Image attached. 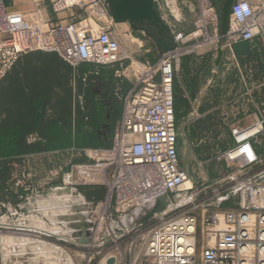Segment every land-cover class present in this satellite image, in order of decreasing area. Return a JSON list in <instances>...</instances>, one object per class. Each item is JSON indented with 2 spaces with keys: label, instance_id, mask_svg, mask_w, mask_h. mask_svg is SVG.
Wrapping results in <instances>:
<instances>
[{
  "label": "built area",
  "instance_id": "1",
  "mask_svg": "<svg viewBox=\"0 0 264 264\" xmlns=\"http://www.w3.org/2000/svg\"><path fill=\"white\" fill-rule=\"evenodd\" d=\"M167 1L153 3L157 8ZM181 1L196 3L194 30L174 33L175 47L150 62L134 59L122 48L125 31L111 18L105 0L55 1V12L76 8L79 13L65 25L47 24L45 33L30 26L21 14L8 13L0 0V34H7L0 48V77L30 50L56 53L72 69L84 64L110 68L119 82L126 78L127 68L135 74L110 147L57 152L67 158L60 183L50 192L38 188L21 196L27 203L33 201L28 210L31 224L41 216L50 230L67 233L70 229L71 242L81 251V264H107L109 259L113 264H264V171L244 180L239 208L208 216V237L214 242L199 257L196 220L190 214L176 215L173 204L174 194L192 190L184 187L189 179L177 152L175 69L182 58L199 54L210 43H217L215 50L231 51L236 43L264 36V0H235L224 36L219 5L211 0ZM263 125L264 121L256 120L231 127V144L218 160L240 169L262 165L253 141L263 133ZM81 187L102 188L104 198L86 201ZM163 196L169 202L166 210L140 223ZM83 222L88 225V244L79 245Z\"/></svg>",
  "mask_w": 264,
  "mask_h": 264
},
{
  "label": "crops",
  "instance_id": "2",
  "mask_svg": "<svg viewBox=\"0 0 264 264\" xmlns=\"http://www.w3.org/2000/svg\"><path fill=\"white\" fill-rule=\"evenodd\" d=\"M55 1L57 0H2L8 13L21 14L30 26H37L41 33L46 32L47 24L65 25L79 13L76 8L55 12L52 7ZM157 9L172 34H187L194 30L198 12L194 4L181 0H175V3L167 1ZM119 24L125 31L121 37V45L130 57L150 62L158 59L160 53L150 47L140 32H132L129 26L123 28L126 23ZM5 38L7 34H0V48ZM219 51L204 47L199 54L182 58L175 69L173 109L177 150L179 140H182L186 141V149L191 152H223L231 144V127L246 126L256 120L264 121L260 112V102H264V36L236 43L231 51L223 50L221 55ZM128 63L129 61L125 62L127 65ZM80 67L69 69L67 63L56 53L30 50L0 77V92L12 93L10 104L1 103L0 100V133L12 136L3 138L0 150L19 152L13 157L0 158L1 227L30 228V203L25 208L22 204H17L18 200L22 199L24 193L30 194L33 188L60 183L61 170L67 163V158L57 152L67 149L47 147L44 138L47 133H51L54 122L60 129L61 121L67 119L66 110L62 111L59 107L58 111L53 112L52 104H66L68 85L75 83L82 74L84 80L87 75H95V71H98L100 79L96 77L92 80V84L99 88L97 92L94 91L93 99L98 111L109 112V119L106 121L105 115L101 128L97 130V147H110L112 143L108 122L116 106L121 107L122 115L123 100L133 89L135 74L127 68L126 78L119 82L110 68H96L91 64ZM76 92L74 84L73 95ZM78 100L81 101L80 97L75 96L71 101L73 119L76 118L75 103ZM33 103L40 104L38 110H41L38 113L35 112ZM120 119L121 117L118 125ZM106 123L109 125V132L104 139L98 132ZM74 133L76 132L73 131ZM253 145L260 163H263L264 131L253 141ZM21 207L27 209L22 216L17 212ZM18 216L27 220V224L17 221Z\"/></svg>",
  "mask_w": 264,
  "mask_h": 264
},
{
  "label": "rangeland",
  "instance_id": "3",
  "mask_svg": "<svg viewBox=\"0 0 264 264\" xmlns=\"http://www.w3.org/2000/svg\"><path fill=\"white\" fill-rule=\"evenodd\" d=\"M211 1L219 5V1ZM168 2L175 3V0H168ZM194 5L196 6V3ZM127 26L128 24H124L123 28H127ZM206 48L215 49L218 48V45L217 43H210ZM74 84L76 89L79 84L78 78L75 83L71 82L68 88L72 89V85ZM92 89L95 92L99 90L95 84L92 85ZM2 94L0 93V100H2L1 103H4L6 97ZM109 95L114 97L111 93ZM69 101L68 105L65 103L52 104V111H58L59 107L62 108V111L65 110L64 107H67L68 110ZM114 101L118 102L117 100ZM260 112L264 117V102L262 101L260 102ZM103 114L104 116L106 115V110ZM120 117L121 107L116 106L111 114L112 121L109 120L108 122L115 130ZM114 132L110 138H113ZM177 152L180 168L190 180L189 182L192 183V190L187 194H174L173 204L177 208L175 211L176 215L190 214L196 220L195 254L199 257L204 247L212 245L214 242L212 236L208 237L210 230L207 223L208 216L211 213L232 211L239 208L242 200L241 187L244 180L253 179L261 175V172L264 171V161L260 166L240 169L234 164L226 165L223 161L218 160V156L222 152L216 154L205 151L191 152L186 149V141L182 140H179ZM207 175H209V178H206ZM42 187L43 192H50L49 189L53 186ZM35 189H38V187L33 188V191ZM104 195L105 192L103 198ZM36 200L40 201L41 199ZM90 200L86 199V201ZM18 201L17 204H22L25 208H28L27 205L29 203L27 204V200L22 198ZM29 201L33 202L32 200ZM31 203L29 206H31ZM26 210L20 209L17 212L22 216ZM21 216H18L17 221L27 224V220H24ZM44 222V218L37 216L36 223L34 225L30 224V227L33 228L31 230L22 227L19 230L10 229V227L4 228L0 224V238L4 240L0 246V264H81V251L75 244H72L71 237L69 236L71 233L70 229L67 230V233L56 232L46 227V224H43ZM18 238L23 241H19ZM59 238H61V241H56Z\"/></svg>",
  "mask_w": 264,
  "mask_h": 264
},
{
  "label": "water",
  "instance_id": "4",
  "mask_svg": "<svg viewBox=\"0 0 264 264\" xmlns=\"http://www.w3.org/2000/svg\"><path fill=\"white\" fill-rule=\"evenodd\" d=\"M108 12L115 23L128 24L132 32L144 33L143 39L149 43L153 50H157L160 54L170 51L175 47L173 34L168 26L162 20L158 9L153 3V0H105ZM235 0H222L219 3L220 21L219 28L222 36L226 35L229 29L230 15L232 6ZM221 55V51H219ZM109 112L106 113L105 120L108 121ZM109 132V125H103V129L98 132V135L106 139ZM169 202L166 197H160L155 205L146 212V215L140 218V223L149 221L154 214L162 213L168 207ZM88 225L83 222L80 226L79 245L88 244L89 232ZM0 238V246L3 243ZM107 264H113V259H109Z\"/></svg>",
  "mask_w": 264,
  "mask_h": 264
},
{
  "label": "trees",
  "instance_id": "5",
  "mask_svg": "<svg viewBox=\"0 0 264 264\" xmlns=\"http://www.w3.org/2000/svg\"><path fill=\"white\" fill-rule=\"evenodd\" d=\"M220 1V0H217ZM68 65V64H67ZM69 66V65H68ZM82 68L84 67L81 66ZM80 67V68H81ZM12 69V68H11ZM70 69V66H69ZM97 71V70H96ZM95 71V75H87L86 78L83 79V74L78 77L79 84L77 85V94L73 95L72 89H69L67 87V105L68 100L69 106L68 110L67 107H65L67 119L65 121H61L62 127L59 129L57 126L58 124L54 122L52 124L51 133H47L45 136V142L46 146L50 147L52 149H68L70 147H97L99 144L97 143V130L101 128L103 122H104V114L103 112L98 111L96 107V103L94 101V91L92 89V80L94 78H99L98 71ZM85 73V72H84ZM102 81V80H101ZM69 89V90H68ZM3 93L2 95H5L6 100L4 104H10V99H12V93L8 92H0ZM75 96L80 97L81 101H76L75 103V119H73V113L71 109V101H73V98ZM9 102V103H8ZM33 106L35 107L34 110L36 113H38V108L40 107V104L33 103ZM64 111V110H63ZM110 121H112L110 116ZM59 122V120L57 121ZM75 125V126H73ZM110 126V136H112L114 132V127ZM73 131L76 132L73 134ZM10 138L11 135H2L0 133V142L3 140V138ZM19 137V136H17ZM19 152L17 151H11V150H0V158L2 157H13L17 155ZM79 191L83 193L86 199H94V200H101L103 198L104 190L102 188H95L90 189L87 187H81L79 188Z\"/></svg>",
  "mask_w": 264,
  "mask_h": 264
},
{
  "label": "bare ground",
  "instance_id": "6",
  "mask_svg": "<svg viewBox=\"0 0 264 264\" xmlns=\"http://www.w3.org/2000/svg\"><path fill=\"white\" fill-rule=\"evenodd\" d=\"M189 181H190V180H187V181L184 182V187H186V188H190V186H192V183H190ZM182 241H184V240H182ZM210 242H211V241H210Z\"/></svg>",
  "mask_w": 264,
  "mask_h": 264
}]
</instances>
